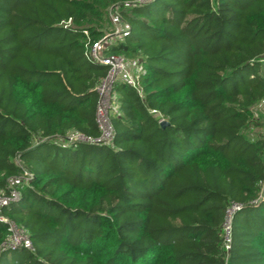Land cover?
Segmentation results:
<instances>
[{"label": "trees", "instance_id": "trees-1", "mask_svg": "<svg viewBox=\"0 0 264 264\" xmlns=\"http://www.w3.org/2000/svg\"><path fill=\"white\" fill-rule=\"evenodd\" d=\"M124 1L0 0V214L31 242L0 220V264H264V0ZM112 6L142 95L116 81L96 141Z\"/></svg>", "mask_w": 264, "mask_h": 264}, {"label": "built area", "instance_id": "built-area-1", "mask_svg": "<svg viewBox=\"0 0 264 264\" xmlns=\"http://www.w3.org/2000/svg\"><path fill=\"white\" fill-rule=\"evenodd\" d=\"M149 0H125L124 3L126 5H133V4H144ZM117 8L116 6H112ZM110 14V13H109ZM115 15V16H113ZM111 19L116 17L119 18L118 12L117 14L112 13L110 14ZM105 36L99 38L92 42L89 47V57L96 62L105 64L108 67L106 75L100 80L99 84L96 85V91L99 94V100L96 106V120L101 129V134L98 138L94 140H103V141H110L113 136L112 126L109 120L108 112L106 111V107L103 110L104 116L103 120L100 121V111L103 108V105L106 102L103 101V97L106 95L111 94L113 84L116 81H124L130 84L133 88L136 89L139 95H142V89L139 84V75L143 72L144 68L141 63L136 60L127 59L118 54H108L105 52L106 47ZM152 113L159 116V122H161L162 116L156 110H151ZM77 138L82 139V136L76 135ZM17 192L12 191L10 196H4L3 192L0 196V208L2 205L7 204L11 200H15L17 198ZM0 220L8 222V230L9 236L6 240L1 243V247H8V248H15L17 246H24L30 247L31 242L30 238L22 227L18 226L17 224L13 223L6 219L5 216L0 214ZM225 231H226V238H225V246L228 247L229 237H228V224L225 223Z\"/></svg>", "mask_w": 264, "mask_h": 264}, {"label": "rangeland", "instance_id": "rangeland-1", "mask_svg": "<svg viewBox=\"0 0 264 264\" xmlns=\"http://www.w3.org/2000/svg\"><path fill=\"white\" fill-rule=\"evenodd\" d=\"M117 12L119 13L118 8H114V7L109 8L110 14L112 13L117 14ZM110 14H109L110 19H109L108 25L106 26L105 31H104L106 43H108L111 40L116 39L117 37H120L122 32L126 30V23L122 19H120V17L111 19ZM116 97H117L116 92L103 97V101L104 102L107 101V103L103 105V108L100 111V117H99L100 121L103 120V116H104L103 110L105 107H106V111L108 112V116H111L113 114L115 115L118 112ZM252 113H253V120L249 124V126L246 128L245 132L249 138L264 137V129L260 126L261 118L264 114V101L263 100L258 101L252 106ZM70 138L72 139L77 138L76 134L71 133ZM2 192L3 191H0V196L2 195ZM242 215H243V211L235 215L234 224L238 225ZM228 219H227V224H229Z\"/></svg>", "mask_w": 264, "mask_h": 264}, {"label": "water", "instance_id": "water-1", "mask_svg": "<svg viewBox=\"0 0 264 264\" xmlns=\"http://www.w3.org/2000/svg\"><path fill=\"white\" fill-rule=\"evenodd\" d=\"M160 124H161L162 126H164V125L166 124V121L162 120V121L160 122Z\"/></svg>", "mask_w": 264, "mask_h": 264}]
</instances>
